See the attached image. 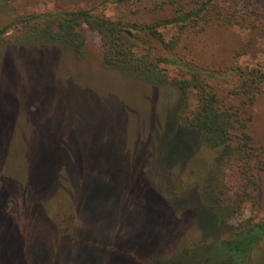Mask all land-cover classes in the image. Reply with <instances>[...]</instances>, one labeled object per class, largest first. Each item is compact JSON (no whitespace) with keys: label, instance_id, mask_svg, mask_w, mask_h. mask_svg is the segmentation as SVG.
<instances>
[{"label":"rangeland","instance_id":"rangeland-1","mask_svg":"<svg viewBox=\"0 0 264 264\" xmlns=\"http://www.w3.org/2000/svg\"><path fill=\"white\" fill-rule=\"evenodd\" d=\"M194 1L0 0V28L12 26L0 40V203L8 198L3 213L15 212L11 196L20 202L14 223L0 224V264H83L89 257L92 264H130L98 248L92 252L84 244L55 241L52 212L59 203L79 212V237L92 245L134 249L141 258L151 246L168 245L174 234L166 225L167 189L154 179L173 178L189 208L199 200L216 157L186 132L181 109L176 110L177 103L179 108L185 103L182 96L106 69L94 32H88L80 57L23 45L20 38L37 25L55 24V16L66 11L88 9L130 25H154L174 18L180 3ZM160 33L168 46L145 36L159 56L223 74L233 65L264 68V32L210 23L183 30L172 25ZM239 51L243 55L237 57ZM163 67L173 77L181 74L179 67ZM234 82L226 76L214 83L219 96ZM188 101L194 108L193 93ZM250 129L264 144V85ZM257 178L256 204L246 206L244 217H264V173ZM75 211L59 210V224L76 228ZM185 235L194 241L201 236L195 229Z\"/></svg>","mask_w":264,"mask_h":264},{"label":"trees","instance_id":"trees-1","mask_svg":"<svg viewBox=\"0 0 264 264\" xmlns=\"http://www.w3.org/2000/svg\"><path fill=\"white\" fill-rule=\"evenodd\" d=\"M176 14L174 18L154 25L139 26L79 9L60 13L55 16L58 19L55 24L37 25L20 38L23 45L55 47L80 57L88 41V32L96 33L102 42L106 69L133 76L155 88L169 87L180 94L185 103L181 108L177 103L176 110L181 109L180 119L186 132L199 137L207 148L216 152L214 167L203 182L201 196L199 200L193 199L189 208L181 201L183 194L173 185V178L154 179L167 189L165 210L171 219L166 225L174 235L161 249L151 246L144 258L134 249L119 252L112 244L96 246L91 240L80 239V214L62 203L52 212L53 236L58 243L64 242L67 246L84 244L92 252L98 248V251L115 254L130 264H264V217H244L246 206L256 204V193L260 188L257 175L264 173V144L255 141L250 129L253 106L264 85V68L261 65H233L228 73L223 74L192 63L186 65L177 59L159 56L156 48L145 39L150 35L168 46L160 33L161 28L173 25L183 30L210 23L262 33L264 0H195L180 3ZM28 20L24 22L30 23ZM11 27L0 28V40ZM175 46V42L169 44L170 48ZM242 55L237 52V57ZM163 65L179 67L181 74L173 77ZM226 76L232 77L235 84L222 98L214 83ZM191 93L196 101L192 109L188 101ZM7 199L0 203V224L7 226L10 223L11 226L20 202L16 196H11L16 207L9 217L3 213ZM59 210L60 213L75 211L76 228L59 224L56 218ZM191 229L201 234L198 240L185 235ZM85 261L83 264H92L94 259L89 257ZM105 263L102 260V264Z\"/></svg>","mask_w":264,"mask_h":264}]
</instances>
